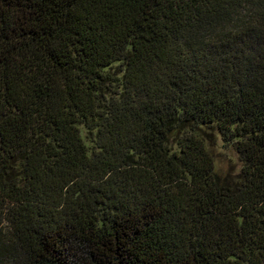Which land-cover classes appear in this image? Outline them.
<instances>
[{"label": "trees", "instance_id": "16d2710c", "mask_svg": "<svg viewBox=\"0 0 264 264\" xmlns=\"http://www.w3.org/2000/svg\"><path fill=\"white\" fill-rule=\"evenodd\" d=\"M0 264H264V0H0Z\"/></svg>", "mask_w": 264, "mask_h": 264}, {"label": "rangeland", "instance_id": "374dc122", "mask_svg": "<svg viewBox=\"0 0 264 264\" xmlns=\"http://www.w3.org/2000/svg\"><path fill=\"white\" fill-rule=\"evenodd\" d=\"M208 149L214 158L215 172L220 177L239 172L241 163L236 151L231 146L225 145L218 135H215L212 143L208 145Z\"/></svg>", "mask_w": 264, "mask_h": 264}]
</instances>
